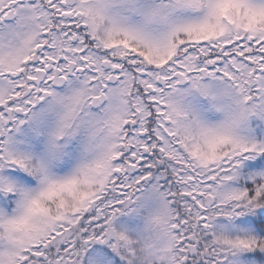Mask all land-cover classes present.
I'll use <instances>...</instances> for the list:
<instances>
[{
  "label": "snow or ice",
  "instance_id": "6c2138e0",
  "mask_svg": "<svg viewBox=\"0 0 264 264\" xmlns=\"http://www.w3.org/2000/svg\"><path fill=\"white\" fill-rule=\"evenodd\" d=\"M0 264H264V0H0Z\"/></svg>",
  "mask_w": 264,
  "mask_h": 264
}]
</instances>
